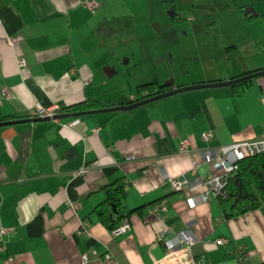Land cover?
<instances>
[{"label":"crops","instance_id":"0c3cea01","mask_svg":"<svg viewBox=\"0 0 264 264\" xmlns=\"http://www.w3.org/2000/svg\"><path fill=\"white\" fill-rule=\"evenodd\" d=\"M84 1L0 0V121L30 117L38 106L129 104L154 79L169 90L170 79L183 87L264 70V0H97L95 11ZM17 34L23 41L10 45ZM246 81L132 110L0 127V264H82L85 252L97 264L106 251L119 264H157L161 238L184 229L196 237L191 253L211 264H238L240 246L264 264V202L226 216L194 184L218 171L191 172L208 149L264 137V75ZM208 131L214 136L204 141ZM184 175L193 183L174 190L170 179ZM119 179L131 228L114 234L97 210ZM162 203L166 210L153 212ZM83 223L88 236L79 235Z\"/></svg>","mask_w":264,"mask_h":264},{"label":"built area","instance_id":"2783aa9c","mask_svg":"<svg viewBox=\"0 0 264 264\" xmlns=\"http://www.w3.org/2000/svg\"><path fill=\"white\" fill-rule=\"evenodd\" d=\"M90 11H95L99 7L97 0H85L83 3ZM23 37L21 35H11L7 37V42L12 46L21 44ZM18 65L21 69L27 68V63L23 57L18 58ZM3 95L7 98L12 97L10 89L5 88L2 90ZM61 107L58 105L52 107H41L33 111L30 117H52L59 113ZM79 122V119H74L68 125H74ZM99 128L94 129L98 131ZM214 134L212 131H208L202 134L204 141H210ZM180 152H189L188 140H183L180 145ZM264 154V137L256 138L254 140L246 141L243 143H237L229 147L228 149H208L203 154L202 159H194L192 161L191 172L196 174L199 172L202 166H211L218 174L199 175L195 177L194 184L202 187L204 195L213 198H226L227 197V184L229 175L236 171L238 168V162L241 158L248 155ZM86 171L83 167L79 171L75 172L73 176L80 175ZM170 183L174 190L182 191L185 187L190 186L193 181L187 176L171 178ZM72 206L75 203L71 202ZM166 210L165 204L156 205L153 212ZM87 223H83L79 231V235L88 236ZM131 228L130 221L127 217L123 218L118 225L113 229L114 234H121L129 231ZM171 232V231H170ZM5 234L6 230L0 228V251H5ZM161 242L165 247L164 257L158 261L157 264H211L205 259L204 256H194L191 253V246L196 242L195 234L190 229H184L178 232H171L169 235L162 237ZM223 240H218V243H222ZM95 253V251H92ZM240 258L238 264H252L250 261V255L243 246L239 247ZM89 252H85L82 255V264H88ZM97 264H119L112 252L106 251L99 258Z\"/></svg>","mask_w":264,"mask_h":264},{"label":"trees","instance_id":"16d2710c","mask_svg":"<svg viewBox=\"0 0 264 264\" xmlns=\"http://www.w3.org/2000/svg\"><path fill=\"white\" fill-rule=\"evenodd\" d=\"M246 82H241L239 86H245ZM167 87L159 84L155 79L141 84L137 88L139 97L133 102L157 95L164 92ZM98 104L94 101L77 104L70 107H61L59 112H77L96 107ZM258 190L260 196L255 192ZM227 197H218L219 204L223 207L226 216H234L254 208L264 202V154L248 155L241 158L238 162V168L232 172L228 178ZM106 200L102 207L97 210L98 216L109 228H115L125 217L129 216V209L125 201L126 187L123 179L115 180L105 187ZM236 198L231 206L230 212L226 213L225 203Z\"/></svg>","mask_w":264,"mask_h":264},{"label":"water","instance_id":"95a60500","mask_svg":"<svg viewBox=\"0 0 264 264\" xmlns=\"http://www.w3.org/2000/svg\"><path fill=\"white\" fill-rule=\"evenodd\" d=\"M250 9H247L249 11ZM264 75V70L256 71L253 73H249L246 75H242L240 77H237L232 80L228 81H221V82H208V83H200V84H193V85H187L183 87H175L173 79H170L169 81H166L165 85L168 87H173L172 89L166 90L164 92L158 93L157 95L147 97L144 99L137 100L135 102L129 103V104H123V105H115L112 107L102 108V109H93V110H86V111H78V112H70V113H57L53 115L52 117H27L23 119H15V120H8V121H0V127L7 126V125H13V124H21V123H33L38 121H45V120H52V119H62V118H69V117H80L87 114H93L98 112H106V111H118V110H132L134 108H137L139 106L160 100L165 97L172 96L177 93L194 90V89H200V88H210V87H221V86H232L235 84H238L240 82L253 79L259 76Z\"/></svg>","mask_w":264,"mask_h":264},{"label":"rangeland","instance_id":"374dc122","mask_svg":"<svg viewBox=\"0 0 264 264\" xmlns=\"http://www.w3.org/2000/svg\"><path fill=\"white\" fill-rule=\"evenodd\" d=\"M185 13H186V11H185Z\"/></svg>","mask_w":264,"mask_h":264}]
</instances>
